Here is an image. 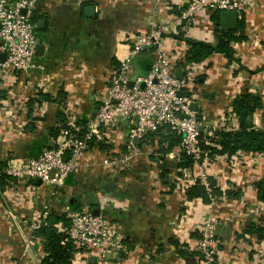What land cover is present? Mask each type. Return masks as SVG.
I'll return each mask as SVG.
<instances>
[{
    "label": "crops",
    "instance_id": "crops-1",
    "mask_svg": "<svg viewBox=\"0 0 264 264\" xmlns=\"http://www.w3.org/2000/svg\"><path fill=\"white\" fill-rule=\"evenodd\" d=\"M175 11L177 7L169 0H38L34 23L38 45L43 48H35L36 66L25 71L0 70V160L6 166L20 165L52 147L64 129L84 133L98 110V91L107 86L126 56L131 38L156 25L171 26ZM212 14L204 10L185 30L164 37L176 76L183 75L188 49L178 38L181 32L182 38L217 45ZM238 19L244 25H238L233 34L244 39L230 43L233 59L212 53L186 94L192 90L200 98L198 111L208 124L226 107L231 108L235 97L258 95L262 106L253 112L252 124L264 129V0H254ZM39 20L43 23L36 28ZM153 56L150 49L136 55L132 77L145 74ZM68 120L76 131L67 126ZM230 120L239 123L235 113ZM127 130L125 123H119L106 131L102 144L92 142L85 160L62 187L35 177L10 176L12 180L0 188V264H39L43 245L37 237L31 246L26 245L28 228L22 220L45 201L56 214L66 213L67 208H98L120 236L122 246L116 255L109 254L101 263L91 257L87 263L76 259L73 264H202L192 247L200 219L212 208L199 198L186 197L187 182L176 178L180 167H175L178 161L170 156L174 150L165 154L172 171L164 179L172 187L161 179L157 142L146 145L145 140L139 141L140 154L126 168L102 165L104 157L126 150ZM162 144L166 147L167 139ZM246 154L245 163L235 155H221L209 169L214 186L240 190V198L223 197L213 208L220 217L217 264H264L255 250L247 249L255 244L264 248V239L256 240L245 232L251 222L264 226V201L257 196V183L264 182V155Z\"/></svg>",
    "mask_w": 264,
    "mask_h": 264
},
{
    "label": "built area",
    "instance_id": "built-area-1",
    "mask_svg": "<svg viewBox=\"0 0 264 264\" xmlns=\"http://www.w3.org/2000/svg\"><path fill=\"white\" fill-rule=\"evenodd\" d=\"M37 1L0 0V54H5L4 59L0 60V70L25 71L36 66L33 57L40 37L32 18ZM169 1L178 9L171 23L173 28L172 25H156L131 38L126 56L121 59L108 79L107 86L98 91V110L87 122L83 135L79 137L71 129H64L62 137L52 147L43 148L20 165L15 163L7 165L4 169L7 175L22 180L39 177L43 183L62 187L68 175L75 172L81 161L85 160L91 143L103 141L106 138V131L119 123H125L128 128L126 150L118 156L104 157L102 165L118 169L128 167L130 161L140 154L134 138L142 141L147 133L169 127L181 135L179 149L171 152L170 156L179 161L181 154H184L193 160V168L180 167L176 178L187 183L198 182L207 191L210 190L209 169L220 155L212 154L209 149L203 148L201 143L204 141L206 143L205 137H215L218 131L237 129L238 124H232L223 112L215 121L208 124L205 123L203 116L198 117L197 111L200 109L195 111L190 109V103L199 102L200 98L197 100L192 90L186 94V88L192 84L194 76L202 70L204 63H186L183 75L176 76L164 37L172 31L185 30L204 10L212 12L235 10L240 18L252 6L254 0ZM21 9L25 10L24 14L21 13ZM147 49L154 55L150 68L145 74L132 77L133 58ZM67 126L74 127L75 131L78 129L71 120L67 121ZM246 155L243 151L235 154L243 163L247 159ZM210 199L209 205L212 209L200 219L198 236L192 247V250L203 255L202 264H212L213 256L220 244L216 235L220 217L213 208L217 200L224 198ZM66 211L69 224L65 231L74 247L73 262L79 259L87 263L89 258L94 257L101 263L106 259L107 253L111 255L118 253L122 242L108 219L88 210L67 208ZM50 212V204L45 201L30 217L22 220L28 228L25 237L27 246L33 244L35 231L47 223ZM247 249L255 250L257 258L264 260L263 247L255 244L248 246Z\"/></svg>",
    "mask_w": 264,
    "mask_h": 264
},
{
    "label": "trees",
    "instance_id": "trees-1",
    "mask_svg": "<svg viewBox=\"0 0 264 264\" xmlns=\"http://www.w3.org/2000/svg\"><path fill=\"white\" fill-rule=\"evenodd\" d=\"M175 13L177 14L178 11H175ZM219 13V11L213 12L212 21L215 26L216 34L218 36H223L225 38V43L223 45H213L203 41H192L190 39L182 38L183 33L181 32L178 35V38L183 39L188 44V49L184 57L185 63L203 62L214 52L223 53L230 61L233 59V50L230 43L241 41L244 39V36L233 34V30H220L218 24ZM32 20L35 21V17H33ZM238 25L243 26V20H239ZM36 32L38 31L36 30ZM230 106L232 112L238 116V128L232 131H218L216 137H205L206 143L205 141L202 142V147L209 149L212 154L220 156H234L239 151L245 153H260L264 155V129L255 127L252 124L253 112L262 106L261 98L252 93H243L242 95L235 97L231 101ZM197 115L198 117H201L200 111H197ZM82 135L83 132L78 136L81 137ZM166 139L167 146L165 147L162 142ZM144 140L146 145H152L157 142L159 147L157 151L161 154V157H159L161 160L160 176L161 179L166 178L172 170L168 167V163L165 160V154L172 150L179 149L181 135L169 127H162L156 131L147 133ZM100 144H102V142H100ZM154 150L156 149L154 148ZM5 167L6 162L0 160L1 189H4L9 181L12 180V177L5 173ZM175 167L193 168V160L191 157L181 154L180 160L176 163ZM163 181L168 183L169 187L173 186V183L169 180L164 179ZM262 184H264L263 181L257 183V196L260 200L264 201V197L261 195ZM184 192L189 200L199 198L202 202L207 204L211 202V197L227 198L229 196H234L235 198H240L239 189L221 190L212 183H210L209 192L198 182L186 183L184 185ZM68 224L69 218L66 213L56 214L50 212L47 223L41 225L35 231V237H37L43 245V256L39 264H73L72 256L74 247L65 231ZM245 232L255 235L256 240L264 239L263 225L255 224L253 222L248 223ZM197 236L198 234L196 237ZM194 253H196L198 258L202 260L203 255L199 251H194ZM213 258L212 264H217L216 256L214 255Z\"/></svg>",
    "mask_w": 264,
    "mask_h": 264
},
{
    "label": "water",
    "instance_id": "water-1",
    "mask_svg": "<svg viewBox=\"0 0 264 264\" xmlns=\"http://www.w3.org/2000/svg\"><path fill=\"white\" fill-rule=\"evenodd\" d=\"M25 10L21 9V13L24 14ZM218 24H219V29L222 31H231V30H235L238 26V15L236 13L235 10H222L219 13V17H218ZM43 23V20H39L37 22L36 28H39ZM225 43V38L223 36H219L218 40H217V44L218 45H223ZM43 45H37L36 49L38 50H42ZM37 54V51H36ZM5 54L1 53L0 54V60L2 61L4 59ZM182 75L178 76L181 77ZM198 101H192L190 103V109L191 110H197L198 109ZM200 129L202 130V127H200ZM134 143H139V139L134 138L133 139ZM36 181H40L39 177H35ZM261 195L264 197V184L262 185V190H261ZM93 214L99 215L100 214V210L98 208L93 209L91 211ZM109 253H107V257H108Z\"/></svg>",
    "mask_w": 264,
    "mask_h": 264
},
{
    "label": "rangeland",
    "instance_id": "rangeland-1",
    "mask_svg": "<svg viewBox=\"0 0 264 264\" xmlns=\"http://www.w3.org/2000/svg\"><path fill=\"white\" fill-rule=\"evenodd\" d=\"M231 103V102H230ZM223 113H225V116L229 119V121L231 122V120H230V118H231V116H233V112H232V110H231V108H229V106L228 107H226V109L223 111ZM215 137H216V134H215ZM235 167H238L236 164L234 165ZM208 191H210V190H208Z\"/></svg>",
    "mask_w": 264,
    "mask_h": 264
}]
</instances>
